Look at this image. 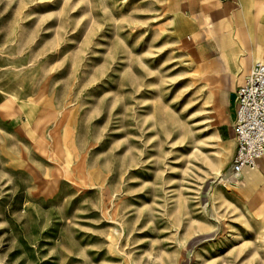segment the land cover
<instances>
[{
  "label": "rangeland",
  "instance_id": "obj_1",
  "mask_svg": "<svg viewBox=\"0 0 264 264\" xmlns=\"http://www.w3.org/2000/svg\"><path fill=\"white\" fill-rule=\"evenodd\" d=\"M198 1L0 0V264H264V164L231 182L264 0L224 51Z\"/></svg>",
  "mask_w": 264,
  "mask_h": 264
},
{
  "label": "built area",
  "instance_id": "obj_2",
  "mask_svg": "<svg viewBox=\"0 0 264 264\" xmlns=\"http://www.w3.org/2000/svg\"><path fill=\"white\" fill-rule=\"evenodd\" d=\"M232 173L254 169L264 161V60L255 63L235 93Z\"/></svg>",
  "mask_w": 264,
  "mask_h": 264
},
{
  "label": "crops",
  "instance_id": "obj_3",
  "mask_svg": "<svg viewBox=\"0 0 264 264\" xmlns=\"http://www.w3.org/2000/svg\"><path fill=\"white\" fill-rule=\"evenodd\" d=\"M249 0H199L198 5L196 7V11L199 13V18L201 19L203 25L207 28L210 33V36L215 41L219 50L224 51L228 47L232 46L235 42H238L242 38L243 30L240 32L237 31L236 36L232 34L233 27H237V25H244V15L243 10H246V3ZM246 28H248V24L245 21ZM255 55H250L248 64L250 66L247 75L249 74L252 66L264 59H257L253 61ZM253 61V62H252ZM252 63V64H251ZM246 75V77H247ZM245 82V81H244ZM244 82L232 91L235 100V93L239 87H241ZM235 104V101H234ZM233 106V107H232ZM232 115L234 117V105ZM234 134V132H233ZM235 142V137H234ZM264 161H260L258 163V170L262 172V164Z\"/></svg>",
  "mask_w": 264,
  "mask_h": 264
},
{
  "label": "bare ground",
  "instance_id": "obj_4",
  "mask_svg": "<svg viewBox=\"0 0 264 264\" xmlns=\"http://www.w3.org/2000/svg\"><path fill=\"white\" fill-rule=\"evenodd\" d=\"M169 4V3H168ZM171 5V4H170ZM169 6V5H168ZM178 8V7H177ZM185 36V35H184ZM192 40V39H191ZM194 46V45H193ZM35 103V102H34ZM28 104V103H27ZM36 106V105H35ZM33 107V106H32ZM215 107V106H214ZM26 111V110H25ZM36 111V110H35ZM32 112V111H31ZM30 118V117H29ZM28 120V119H27ZM31 120V119H30ZM38 137V136H37ZM258 168H259V166H258V164H257V166L254 168V169H252V170H249V171H254V173H253V175H252V177H253V179H259L261 176H260V174H261V172L258 170ZM248 171H246L245 173H247ZM237 175H235L233 178H232V180H231V182L232 183H234L235 185L234 186H236V187H239V186H243L244 185V183L246 182H240L239 180H236V177ZM242 179V178H241ZM233 186V185H232ZM263 192V191H262Z\"/></svg>",
  "mask_w": 264,
  "mask_h": 264
}]
</instances>
